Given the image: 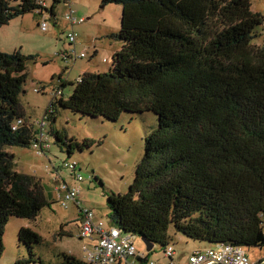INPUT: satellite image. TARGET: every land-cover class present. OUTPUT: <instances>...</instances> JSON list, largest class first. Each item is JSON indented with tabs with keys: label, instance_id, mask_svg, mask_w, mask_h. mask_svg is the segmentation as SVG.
<instances>
[{
	"label": "trees",
	"instance_id": "1",
	"mask_svg": "<svg viewBox=\"0 0 264 264\" xmlns=\"http://www.w3.org/2000/svg\"><path fill=\"white\" fill-rule=\"evenodd\" d=\"M60 3L52 0L49 7L46 0H0V29L29 14H48L55 24ZM103 4L122 7L120 31L110 36L121 43L120 50L107 71L87 72L75 83L63 81L67 67L59 76L62 88L55 89L61 94L50 106L48 121H56L58 108L112 123L123 116L156 117L132 185L125 194L108 195L109 228L164 251L175 247L171 229L208 248L226 245L248 256L251 249L264 248V38L254 44L264 37V30L257 32L263 16L252 11L251 0ZM34 61L21 50L0 52V257L11 219L36 221L45 208L68 201L51 202L41 182L16 171L14 155L5 151L33 148L38 134L21 101L27 66ZM68 85L75 88L64 98ZM18 120L22 124L14 129ZM50 128L49 138L42 130L49 149L52 140L72 155L75 147L83 151L95 143L67 145L66 133ZM69 165L64 163L67 170ZM71 172L82 178L78 164ZM82 182L61 183L70 189ZM18 243L26 256L14 264H85L67 254L63 261L45 262L35 251L41 237L30 227L19 229ZM198 250L204 249L191 254Z\"/></svg>",
	"mask_w": 264,
	"mask_h": 264
},
{
	"label": "rangeland",
	"instance_id": "2",
	"mask_svg": "<svg viewBox=\"0 0 264 264\" xmlns=\"http://www.w3.org/2000/svg\"><path fill=\"white\" fill-rule=\"evenodd\" d=\"M251 1L252 11L264 18V0ZM46 2L50 7L52 0ZM70 8L77 12L78 17L86 19L84 24L75 28L78 36L76 48L78 52L86 49L89 58L78 60L75 64L63 61L62 52L69 51L68 42L61 35L67 33L63 17L69 11L64 0L57 6L55 24L49 20L48 14H29L1 28L0 52L11 54L21 50L25 55L35 56V61L28 63L25 93L21 97L28 123L34 131L40 133L41 125L45 123L43 131L47 138L50 137V127L53 126L62 134L66 133L67 145H83L86 141L88 144L91 141L95 143L92 147L84 145L83 151L75 147L72 155L68 154L66 146L62 143L54 145L52 140L49 142L51 149L46 154L43 153V156L38 155L31 147H6L5 151L14 155L16 171L31 175L41 182L51 202L57 198L55 189L61 188L62 181L70 187L78 181V175L67 170L64 163L78 164L83 178V182L79 183L82 188L78 197L81 206L66 201V204H52L45 208L36 221L11 219L6 227L5 252L0 257V264H14L26 256L25 248L18 243V231L23 226L30 227L41 237V243L35 251L45 262L63 261V254L84 260L88 241L81 240L79 235L81 221L78 220L81 212L85 208L92 210L105 228H109L108 195L125 194L128 191L134 179L135 168L143 157L144 138L157 125L156 117L150 113L134 118L123 116L118 122L112 123L100 118L75 115L61 108L57 109L56 121H48L52 114L50 106L54 102L52 87L62 85L58 80L62 72L68 67L67 81L75 83L90 69L95 73L107 71L111 67L113 52L121 47L120 42L110 37L118 34L121 28L120 5H104L103 0H70ZM44 20L48 24L46 32L38 26ZM263 30L264 22L257 32L261 33ZM262 38L264 37L256 39L254 44L261 45ZM97 51L98 54L95 55ZM104 58L109 59L106 64L103 63ZM74 88L75 85L66 86L63 89L64 98H68ZM65 192L62 190V193ZM169 234L176 250L175 260L166 258L164 248L155 245L154 250L148 253L149 261L157 264H184L193 250L208 248L207 244L187 240L175 234L172 229ZM134 245L139 253H147L139 237H135ZM263 255L264 248H253L249 252L254 263L263 259Z\"/></svg>",
	"mask_w": 264,
	"mask_h": 264
},
{
	"label": "built area",
	"instance_id": "3",
	"mask_svg": "<svg viewBox=\"0 0 264 264\" xmlns=\"http://www.w3.org/2000/svg\"><path fill=\"white\" fill-rule=\"evenodd\" d=\"M69 11L64 15L63 22L65 25L64 33L65 39L68 42L69 51H65L61 54L65 63L73 62L74 64L78 60H84L89 58L88 52L85 49L82 52L77 51V33L75 31L76 26L84 24L86 19L76 16V11L70 8V0H65ZM39 26L43 32L48 30L47 21L44 20L39 23ZM109 59L104 58L103 62L107 63ZM63 81H67V76ZM61 94L59 89H54L52 100ZM46 122V121H45ZM22 124V120H18L14 129ZM41 132L36 135L33 149L38 155L43 156V150L49 149L47 138L42 130L45 123L41 125ZM69 170L75 171L77 164L69 163ZM78 181L81 182L82 178L77 176ZM65 190V194L62 193ZM81 188L74 186L73 188H66L64 184L56 190L57 199L64 201L75 202L76 197L80 194ZM81 226V238L88 241V245L84 253L85 264H157L151 262L148 259V253H139L134 245V240L131 237L123 236L121 231L117 228H105L103 222H95L94 214L88 209H84L80 216ZM99 237V239L97 238ZM166 258L175 260L176 250L173 247H168L164 251ZM254 264L248 254L242 249L233 248L226 245H216L204 250H198L193 252L186 258L184 264ZM173 264V263H171Z\"/></svg>",
	"mask_w": 264,
	"mask_h": 264
},
{
	"label": "crops",
	"instance_id": "4",
	"mask_svg": "<svg viewBox=\"0 0 264 264\" xmlns=\"http://www.w3.org/2000/svg\"><path fill=\"white\" fill-rule=\"evenodd\" d=\"M64 3H65V1H64ZM67 5V2L65 3V6ZM67 7V6H66ZM76 16H78L77 15V12H76ZM38 26H39V24H38ZM62 36H64L65 37V35H64V33H62L61 34ZM66 40V39H65ZM77 42H78V36H77ZM82 42V41H81ZM81 42L79 43V45L81 44ZM95 51H96V49H94ZM120 50V47H118V49H117V51L116 52H118ZM82 51H84V50H82ZM82 51H80V52H82ZM65 52V51H64ZM116 52H113V56H114V54L116 53ZM63 53V52H62ZM98 54V51L95 53V55H97ZM111 60V59H110ZM90 69V68H89ZM88 70V69H87ZM65 71V70H64ZM89 72H92V73H95V71L94 70H92V69H90L89 70ZM61 75H63V72H62V74ZM70 83V82H69ZM62 85H60V86H53L52 87V91L55 89V88H57V87H61ZM62 88V87H61ZM79 228V227H78ZM79 236V235H78ZM75 257V256H74ZM75 258H77L78 259V257H75ZM78 260H80V259H78ZM82 261V260H81Z\"/></svg>",
	"mask_w": 264,
	"mask_h": 264
},
{
	"label": "water",
	"instance_id": "5",
	"mask_svg": "<svg viewBox=\"0 0 264 264\" xmlns=\"http://www.w3.org/2000/svg\"><path fill=\"white\" fill-rule=\"evenodd\" d=\"M141 241L144 243L145 245V248H146V252L147 253H151L153 248H154V244H152L151 242H148L147 240L145 239H141ZM214 264V263H212ZM256 264H264V261H261V262H258Z\"/></svg>",
	"mask_w": 264,
	"mask_h": 264
}]
</instances>
